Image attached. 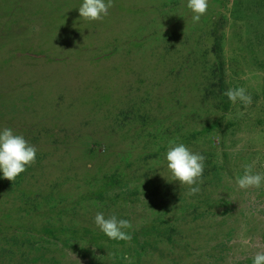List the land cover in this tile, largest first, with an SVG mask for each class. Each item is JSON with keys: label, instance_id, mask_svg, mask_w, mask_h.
<instances>
[{"label": "rangeland", "instance_id": "obj_1", "mask_svg": "<svg viewBox=\"0 0 264 264\" xmlns=\"http://www.w3.org/2000/svg\"><path fill=\"white\" fill-rule=\"evenodd\" d=\"M234 1L209 0L194 24L187 0H114L96 21L82 0H0V128L38 150L0 178V264H252L264 251V185L236 183L248 165L264 173V21ZM238 87L250 105L224 95ZM177 139L206 157L195 195L166 167ZM97 212L129 220L132 239L111 244ZM68 214L84 220L76 236L42 230Z\"/></svg>", "mask_w": 264, "mask_h": 264}, {"label": "clouds", "instance_id": "obj_2", "mask_svg": "<svg viewBox=\"0 0 264 264\" xmlns=\"http://www.w3.org/2000/svg\"><path fill=\"white\" fill-rule=\"evenodd\" d=\"M114 6V0H82L78 7L79 15L87 21L102 20L109 15V9ZM209 6V0H187V7L192 11V22L198 23ZM228 100L235 104L237 101L248 106L252 97L243 87L228 88L224 93ZM37 148L24 135L15 132L11 127L0 128V178L10 181L26 171L35 163ZM166 167L172 181L189 187V195L200 191L199 184L203 176L206 157L193 152L186 144L177 140L169 142L164 156ZM158 163V162H157ZM241 189L260 188L264 185V173L253 172L252 166L245 168L244 174L236 178ZM94 223L99 230L111 240L130 241L128 231L132 225L129 220L118 218L115 214L105 217L103 212H97ZM252 264H264V251H257L252 257Z\"/></svg>", "mask_w": 264, "mask_h": 264}, {"label": "trees", "instance_id": "obj_3", "mask_svg": "<svg viewBox=\"0 0 264 264\" xmlns=\"http://www.w3.org/2000/svg\"><path fill=\"white\" fill-rule=\"evenodd\" d=\"M248 3H254L253 7H256V8H252V9L253 10L256 9L255 13H258L260 15L261 19L264 21V11H263L264 10V0H246V1H244V0H235L234 3H233V7H232L233 13L236 14V16H240L241 14H243L242 12L244 10H247V9H244V7H242V4L248 6L247 5ZM249 10L250 9H248L247 11H249ZM252 41H253V39H252ZM210 130H211V128L206 127L203 130L198 131L197 133L198 134H203V133L209 132ZM190 137H195V136H189V138ZM65 176H66V174H65ZM65 176L61 177V179H63ZM75 199H76L77 202H79L81 200H84V196H78L77 195V197H75ZM37 207H38V205H37ZM39 207L41 208V205ZM60 218H61V220H59L57 218L56 220H54V222H50V225L49 224H45L44 228L42 230L45 231V232L51 233V235L55 236V237H56L55 234L59 233L64 238H71L73 236H76V234H77L76 231H75V228H78L80 224H82V227H84V220H82V221L75 220L74 218H72V215L68 214V220L67 221L64 220L63 215ZM62 220H63V222L60 223ZM152 231H154V229ZM71 234H73V235H71ZM161 238L163 239V236H161ZM148 241H149L150 244H152V242L159 243V241L156 240V239H152V240L147 239V242ZM126 242L127 241L111 240V244L112 243L124 244ZM136 242H137V246L142 247V248H144V246L146 245V243H142L141 241H138L137 239H136ZM139 247H137V253H136L137 258H140L141 254H142V252L139 250ZM130 248H131V246L128 244V246H126V248L123 249V252H120L121 253L120 260L121 261H125L126 260V256L125 255H126V253H128L130 251ZM138 260H140V259H138Z\"/></svg>", "mask_w": 264, "mask_h": 264}]
</instances>
